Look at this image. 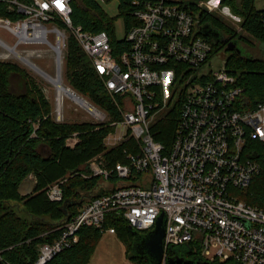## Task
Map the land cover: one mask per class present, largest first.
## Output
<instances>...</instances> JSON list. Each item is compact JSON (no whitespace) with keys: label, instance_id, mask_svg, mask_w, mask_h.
Segmentation results:
<instances>
[{"label":"built area","instance_id":"2783aa9c","mask_svg":"<svg viewBox=\"0 0 264 264\" xmlns=\"http://www.w3.org/2000/svg\"><path fill=\"white\" fill-rule=\"evenodd\" d=\"M130 2L135 24L115 56L106 32L72 26L71 0H0L11 15L0 17V29L15 39L9 44L0 38V61L28 64L19 47L46 45L56 55L57 75L61 76V56L72 35L102 79L118 119L67 89L93 108L89 111L97 125L108 123L115 128L103 140L106 150L129 140L138 146L137 152L123 150L125 163L111 166L100 154L70 175L98 178L107 193L86 199L75 216L57 227L58 236L38 247L37 258L30 264L49 263L80 240L82 228L115 234L114 228L105 227L110 214L148 233L162 213L165 234L160 264H167L170 249L186 244L206 262L264 264V206L246 204L237 192L247 189L262 169L247 147L253 141L264 143V103L248 111L237 108V99L245 91L236 86L226 62L217 72L194 74L214 51L201 33L209 25L201 13L230 14L222 9L221 1L213 0ZM179 100L182 107L174 140L166 148L152 138L150 128L156 113ZM62 102L58 104L56 96L50 113L57 123L64 119ZM79 140V134L73 133L65 146L74 149ZM66 181L62 178L46 187L49 201L63 200ZM0 263L10 264L2 257Z\"/></svg>","mask_w":264,"mask_h":264},{"label":"trees","instance_id":"16d2710c","mask_svg":"<svg viewBox=\"0 0 264 264\" xmlns=\"http://www.w3.org/2000/svg\"><path fill=\"white\" fill-rule=\"evenodd\" d=\"M220 1L234 17L242 20L240 29L244 34L213 14L201 13L202 21L223 35L227 42L250 44V37L264 46V9H256L255 0ZM70 6L72 26L92 33L106 32L115 56L124 48V41L115 40V18L108 16L97 0H71ZM119 9L127 32L135 24L130 16V0H120ZM0 17H11L2 3ZM203 37L213 45V50L225 46V43L216 42L209 35ZM76 41L72 35L68 36L64 57L68 85L92 105L108 112L112 119H118L102 79ZM226 67L228 73L236 78V86L245 91L237 99L238 109L248 111L264 103V59L248 58L233 51L226 61ZM37 85L18 65L0 61V257L10 264L33 263L38 255V247L52 242L58 236L57 227L75 216L86 199L107 193L101 187L102 180L98 178L70 175L99 154H103L112 166L117 162H126L122 153L124 149L132 152L138 150L132 140L106 150L103 140L115 129L108 123L54 122L50 117L52 106ZM181 101H177L173 109L150 128L152 138L166 148H170L174 140ZM33 124L38 127L35 129ZM33 132L35 136H32ZM73 133H78L80 140L74 149H69L65 142ZM247 148L253 150L249 154L260 161L262 169L247 189L237 191L239 199L251 206H264V143L249 142ZM30 175L35 179L33 191L29 195H22L19 187ZM62 178H67L63 185V200L59 203L49 201L45 194L46 187ZM105 227L114 228L115 234L126 233L132 237L133 231H136L126 220L112 214L106 217ZM78 234L80 240L76 244L57 254L47 264H89L103 232L85 227ZM192 249L191 244L170 249L169 258L206 262Z\"/></svg>","mask_w":264,"mask_h":264},{"label":"rangeland","instance_id":"374dc122","mask_svg":"<svg viewBox=\"0 0 264 264\" xmlns=\"http://www.w3.org/2000/svg\"><path fill=\"white\" fill-rule=\"evenodd\" d=\"M80 2V0H77ZM193 3H197L198 0H191ZM208 1V0H205ZM215 2L220 0H213ZM101 8L105 11V13L115 18L114 22V36L115 40H122L126 35V24L123 16H119L120 9L119 4L120 0H97ZM255 6L258 10L264 9V0H255ZM223 10L228 12L230 15L223 17L213 12V16H219L223 21H226V24L237 31H241L240 26L242 20L240 18L234 17L231 13L230 9L227 6H222ZM45 26L47 28H51V23H46ZM241 34L244 33L241 31ZM0 38L8 42L9 44H14L15 39L3 29H0ZM53 42V36L49 38ZM250 44L237 42L238 48L241 51V54L245 57L252 59H264V46L259 44L255 39L250 38ZM46 45H38V46H20L19 50L22 56H25L30 62H32L37 68L41 69L44 72H47L51 77H55L57 75V65H56V55L51 50H47ZM232 50L226 49V46H219L212 52L206 64L203 67L198 68L194 71L195 75L198 74H211L217 72L221 69L222 64H224L227 59L232 55ZM66 50L63 52L61 56L63 61L65 57ZM10 62L18 65L22 69L25 70L26 74L34 80L42 90L47 98L48 102L52 106V110L55 108V99H56V85L54 86L52 82H49L47 78L40 75L34 68L29 66L28 64H22L20 61L12 59ZM65 61L63 62L61 69V79L62 85L65 87H69L66 80V66ZM182 88V86L180 87ZM174 89L170 88V97L173 95ZM175 97H177V92L175 93ZM175 99V98H174ZM62 113L64 116L63 122L69 123H81V122H91L97 124V120L93 119L91 112L85 108L77 104L74 100L69 97L62 98ZM174 101H172L168 107L163 108V110L159 111L154 115L153 121L160 119L163 117L168 111L173 109ZM100 155V154H99ZM98 156V155H97ZM86 172V170H84ZM34 177L32 175L28 176L27 179L23 181L20 186L21 193H30L32 191V186H34ZM27 187V189H26ZM34 188V187H33ZM146 233V232H144ZM133 237L131 235H127L126 233L119 235L110 234L104 232L99 238V241L96 246V250L94 255L89 261V264H147L144 260L137 258H130L131 249H132Z\"/></svg>","mask_w":264,"mask_h":264},{"label":"water","instance_id":"95a60500","mask_svg":"<svg viewBox=\"0 0 264 264\" xmlns=\"http://www.w3.org/2000/svg\"><path fill=\"white\" fill-rule=\"evenodd\" d=\"M201 33L211 36L216 42H220V33L213 30L210 25L203 26ZM226 49L235 51L241 54V51L237 47V43L229 41L226 45ZM69 90V89H68ZM133 229V228H132ZM165 234V218L162 213L156 223L153 230L146 234H142L133 231V243L130 258H141L148 264H160L163 258V238ZM167 264H207L206 262L197 260L190 261L182 258H168Z\"/></svg>","mask_w":264,"mask_h":264},{"label":"bare ground","instance_id":"6f19581e","mask_svg":"<svg viewBox=\"0 0 264 264\" xmlns=\"http://www.w3.org/2000/svg\"><path fill=\"white\" fill-rule=\"evenodd\" d=\"M27 63H28L29 66H31L32 68H34L37 72H40L41 71L39 68H37L29 60H28ZM40 73L43 74L42 72H40ZM45 77L50 82L54 83L56 85V87H57V102H58V104H61L62 98L67 96L70 99L74 100L80 106L85 107L88 110H92L93 109L88 103H86L85 101H83L80 97H78L77 95H75L71 91H69L67 89V87H65L64 85H62L63 83H62V79L60 77V74H58L56 77H49V76H45Z\"/></svg>","mask_w":264,"mask_h":264},{"label":"flooded vegetation","instance_id":"af4514ba","mask_svg":"<svg viewBox=\"0 0 264 264\" xmlns=\"http://www.w3.org/2000/svg\"><path fill=\"white\" fill-rule=\"evenodd\" d=\"M220 42H222V43H225V46L227 45V41H226V38L223 36V35H221L220 34ZM237 47H238V45H237Z\"/></svg>","mask_w":264,"mask_h":264},{"label":"crops","instance_id":"0c3cea01","mask_svg":"<svg viewBox=\"0 0 264 264\" xmlns=\"http://www.w3.org/2000/svg\"><path fill=\"white\" fill-rule=\"evenodd\" d=\"M33 183H35V180H34V182ZM21 186V185H20ZM33 187L34 186H32V187H30V188H32V191H33ZM19 189H20V187H19ZM26 189H27V187H26ZM28 190V189H27ZM20 191V190H19ZM32 191L30 192V193H26V191L24 190V193H21L22 195H29V194H31L32 193Z\"/></svg>","mask_w":264,"mask_h":264}]
</instances>
